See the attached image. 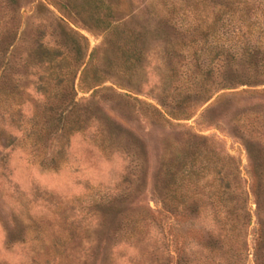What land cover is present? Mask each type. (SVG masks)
Wrapping results in <instances>:
<instances>
[{
    "label": "trees",
    "instance_id": "trees-1",
    "mask_svg": "<svg viewBox=\"0 0 264 264\" xmlns=\"http://www.w3.org/2000/svg\"><path fill=\"white\" fill-rule=\"evenodd\" d=\"M84 1L79 7L85 6V19L104 31L110 41L124 20L135 12L128 10L121 16L113 2ZM43 2L59 11L69 12L73 6L70 0ZM209 2L211 8L217 6V11L209 14L210 19L204 13ZM18 3L0 0V146L28 145L35 160L51 168L63 159L68 138L75 133H87L89 140L101 149L117 146L119 141L112 137L110 128L120 127L93 107L92 100L105 90L97 87L99 81L93 80L87 98L75 100V88L85 64L79 47L81 36L61 14L54 16L47 38L43 27L37 26L31 38L23 40L18 31L20 25L15 22ZM36 5L52 14L43 3ZM189 5L198 37L162 40L164 64L159 78L164 86L157 106H149L153 123L160 128H177L178 137L185 140L168 139L161 147L149 176L154 208L143 203L141 196L147 175L144 160L139 181L142 190H137L140 198L130 200L125 189L110 192L94 205L104 209L98 221L101 229L106 226V238H119L125 244L134 239L142 241L145 228L149 227L156 244L149 251L154 264H264V132L247 133L252 141L245 144L246 181L241 177L238 161L221 151L214 139L191 133L184 125L171 121L189 119L220 90L264 84V0H193ZM171 11L172 8L168 12ZM74 13L77 14L75 7ZM227 16H236L235 24L223 23ZM164 21L173 26L170 18ZM162 27L156 26L163 31ZM139 43L136 37L128 41V58L124 61L128 71L139 64ZM187 63L195 67L185 68ZM16 67L21 72L17 71V78L12 80L11 71ZM22 79L28 80L26 85L36 97L24 120H20L18 108L25 90ZM105 98L100 96L99 100ZM5 126L17 129L19 136ZM48 143L53 155L44 162L34 152L43 155ZM249 198L255 219L250 249ZM131 203L134 208L114 211L117 206ZM97 247L98 244L95 251Z\"/></svg>",
    "mask_w": 264,
    "mask_h": 264
},
{
    "label": "rangeland",
    "instance_id": "rangeland-1",
    "mask_svg": "<svg viewBox=\"0 0 264 264\" xmlns=\"http://www.w3.org/2000/svg\"><path fill=\"white\" fill-rule=\"evenodd\" d=\"M106 1L117 5L121 16L135 9L111 41L104 31L85 19L86 8L83 4L79 7L84 0H70L73 6L69 12L56 10L43 0H18L15 22L20 25L18 31L23 40L31 38L37 26L43 27L47 38L54 16L61 14L67 25L81 36L79 47L85 64L75 88V100L87 98L88 88L93 80H98L97 87L105 90L92 100L93 107L99 108L120 130L110 128L112 137L116 136L119 141L110 149L97 147L87 133L71 135L64 147L63 159L55 168L35 160L28 145L0 146V264H154L149 251L156 244L149 227L145 228L142 241L134 239L125 244L119 238L108 239L106 226L101 229L98 221L104 209L94 205L110 192L124 189L130 200L139 199L141 161L145 160L147 175L141 196L143 203L154 208L149 195V176L156 167L161 147L168 139L185 138L178 137L177 128H160L153 123L149 106H157L164 86L159 78L164 64L162 40L198 37L193 27L196 21L188 11L193 0ZM38 2L52 14L38 8ZM208 4L204 13L209 16L217 11V6L211 8ZM165 18H170L172 27ZM235 18L224 17L223 23L235 24ZM158 24L163 26V31L156 28ZM133 37L140 42L138 48L142 55L139 64L128 71L124 61L128 58V41ZM88 52L91 54L86 58ZM193 67V63L185 66ZM17 71L21 72L19 67L11 71L12 80L17 78ZM27 81L20 82L25 86L23 103L18 107L20 120L31 113L36 98ZM261 91L264 84L223 89L193 110L189 119L171 121L184 125L191 133L214 139L221 151L238 161L241 177L246 180L245 144L252 141L247 133L249 130L252 135L264 132V92ZM100 96H106L104 101L99 100ZM5 128L19 136L17 129ZM52 152L48 143L43 155L40 151L34 154L48 162ZM133 206V203L117 206L114 211ZM249 207L247 244L250 249L255 230L254 205L250 198Z\"/></svg>",
    "mask_w": 264,
    "mask_h": 264
}]
</instances>
